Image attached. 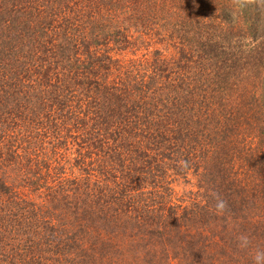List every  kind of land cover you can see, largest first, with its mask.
Returning a JSON list of instances; mask_svg holds the SVG:
<instances>
[{"label":"trees","instance_id":"trees-1","mask_svg":"<svg viewBox=\"0 0 264 264\" xmlns=\"http://www.w3.org/2000/svg\"><path fill=\"white\" fill-rule=\"evenodd\" d=\"M255 1L0 0V264H254Z\"/></svg>","mask_w":264,"mask_h":264},{"label":"clouds","instance_id":"clouds-1","mask_svg":"<svg viewBox=\"0 0 264 264\" xmlns=\"http://www.w3.org/2000/svg\"><path fill=\"white\" fill-rule=\"evenodd\" d=\"M177 166L184 169L185 173L190 167V164L187 160H180L177 162ZM179 179V177H178ZM179 191V189H177ZM215 211L219 213H223L226 209V202L221 199L218 195H215ZM250 238L247 235L241 234L238 237V246L241 249H248L250 246ZM252 260L254 264H264V249L262 248H257L252 252Z\"/></svg>","mask_w":264,"mask_h":264},{"label":"rangeland","instance_id":"rangeland-1","mask_svg":"<svg viewBox=\"0 0 264 264\" xmlns=\"http://www.w3.org/2000/svg\"><path fill=\"white\" fill-rule=\"evenodd\" d=\"M254 3L257 4L256 5L257 6V13H259L258 15H255V17H256V19H255V26H257V20L258 19H260L261 21H264L263 20L264 19V0H259L258 2L255 1ZM148 5L151 7L150 8V11H151V14H152L154 12V10L156 11L157 9H160L159 6L161 5V3L160 4H157V0H148ZM165 9L167 10L168 13H170V12H172V10H174V7H173L172 3H167V6H166ZM202 11H205V14H206L207 13L206 11H209V9L205 8ZM246 13L249 14L248 11H246ZM231 15L233 17L232 19L235 22L238 21V23L241 24V19H239V18L237 19L235 13H232ZM134 16H135V18H137V23L136 24H138V26H140V27L146 26V24H148V22H149V21L148 22L147 21H144L143 22L142 20L144 18H142V20H141V19L138 18L137 15H134ZM149 24H151V25L160 24V18L157 19L156 16H154L152 19H150ZM245 42H246V44H252L253 41H251V39H246Z\"/></svg>","mask_w":264,"mask_h":264}]
</instances>
